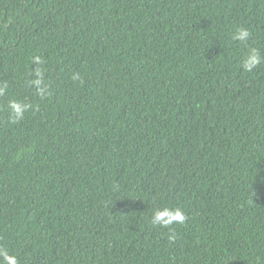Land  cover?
Segmentation results:
<instances>
[{
	"label": "trees",
	"instance_id": "16d2710c",
	"mask_svg": "<svg viewBox=\"0 0 264 264\" xmlns=\"http://www.w3.org/2000/svg\"><path fill=\"white\" fill-rule=\"evenodd\" d=\"M248 46L264 55V0H0V247L19 264H264ZM10 99L33 105L16 123ZM163 207L185 222L153 225Z\"/></svg>",
	"mask_w": 264,
	"mask_h": 264
},
{
	"label": "clouds",
	"instance_id": "9594fccd",
	"mask_svg": "<svg viewBox=\"0 0 264 264\" xmlns=\"http://www.w3.org/2000/svg\"><path fill=\"white\" fill-rule=\"evenodd\" d=\"M250 32L247 28L238 27L233 33L232 39L247 44ZM264 62V55L254 46H248L247 52L240 60V67L243 71L251 73L257 66ZM34 63L37 65L33 70V78L28 81L29 85L36 89V93L40 97L49 95V89L45 82L44 62L39 58H34ZM74 81L80 80V73H73ZM8 92L6 85H0V97L5 96ZM9 109V119L13 122H19L24 119L25 113L33 108L30 102H25L19 99H10L7 102ZM185 214L181 208H155L152 210L151 223L163 228H170L175 224H183L185 222ZM174 235L169 239H174ZM0 264H19L17 257L11 254L6 247H0Z\"/></svg>",
	"mask_w": 264,
	"mask_h": 264
}]
</instances>
